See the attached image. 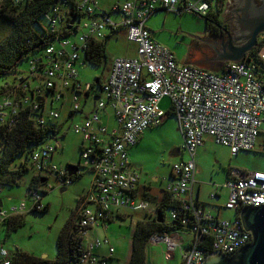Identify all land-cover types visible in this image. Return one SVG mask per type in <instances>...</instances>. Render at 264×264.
Masks as SVG:
<instances>
[{
    "label": "built area",
    "instance_id": "obj_1",
    "mask_svg": "<svg viewBox=\"0 0 264 264\" xmlns=\"http://www.w3.org/2000/svg\"><path fill=\"white\" fill-rule=\"evenodd\" d=\"M98 3V0H60L52 6V29H57L59 23L76 13L80 15L73 23L76 30L72 36L58 39L45 49L47 61L38 56L30 59L24 77H19L18 82L23 97L20 100L3 98L0 119L10 118L13 124L12 117L19 104L30 102V89L40 95L44 89L50 93L44 99L46 111L38 118L39 123L59 122L61 111L52 108L55 102L69 105L73 122L74 115L82 113L94 92L93 108L72 125L73 131L83 136L81 166L92 173L76 224L83 238L79 245L81 264H108L115 248L109 238L98 236V230L106 229L121 209L152 213L160 208L151 207L148 201L136 196L139 174L131 165L128 149L138 144L146 130L164 122L168 114L160 107V102L168 96L183 134V151L189 158L172 165L165 193L171 195L176 205L167 212L171 220L190 229L191 239L186 245L178 232L156 233L150 237L149 244H163L167 260L180 249L182 264H203L209 255L200 247L203 243L209 244L213 252L233 256L252 241L239 212L245 206L264 205V171L234 169L229 172L225 182L229 189L225 208L234 212L233 217L212 215L187 196L196 174L195 155L204 144L205 136L230 148L234 155L241 150H255L257 146L264 150V36L251 50L253 54H247L249 62L230 61L216 72L178 63L174 53L158 43L146 26V21L160 9L176 15H206L209 10L206 2L120 0L111 11L101 10ZM113 13L119 18H114ZM120 31L136 45L137 56L115 58L100 88L94 91L95 83H82L78 79V64L83 54L85 58L92 41L104 40L110 33ZM39 107L40 103L34 102L33 109ZM111 118L114 125H110ZM57 148L50 140L33 153V167L47 179L44 183L39 181L40 184L49 186L50 175H55L62 187L73 182L66 169L53 164ZM40 189L41 186L29 193L33 209L37 210L45 207ZM26 207L24 201L7 210L1 207L0 222L23 214ZM206 237L211 238L210 241ZM107 246V252L101 253L99 249ZM11 263V253L0 245V264Z\"/></svg>",
    "mask_w": 264,
    "mask_h": 264
},
{
    "label": "rangeland",
    "instance_id": "obj_2",
    "mask_svg": "<svg viewBox=\"0 0 264 264\" xmlns=\"http://www.w3.org/2000/svg\"><path fill=\"white\" fill-rule=\"evenodd\" d=\"M99 1L101 2L102 0H98V2ZM103 1L105 2L103 6L107 7L108 5L106 4H109L113 0ZM115 2H113V4ZM50 17L51 14H48L39 21L43 26L49 27L50 22L48 21ZM221 20L224 21L222 17ZM226 23V27H232L229 21H226ZM147 25L151 27L156 40L160 44L168 47L175 54L180 63L207 62L209 59L215 58V50L219 49L217 45H215L218 39H213L211 41L213 34L212 27L207 26L206 19L198 14L185 13L176 15L171 12L166 13L165 11H159L151 17ZM11 29V24L4 20L0 21V42L8 36ZM215 36L216 35H214V37ZM114 37L115 35H112L108 39V59L106 62L100 65L87 63L86 66H79L83 83L93 82L96 77H101L102 80L105 79L112 59L120 55L123 48L128 44L125 39L116 41ZM198 38L208 43L214 42L213 44L216 47L215 50L213 46ZM21 66H26L25 62L22 63ZM218 67V65H213L212 69L217 70ZM98 89L99 88L96 86L94 91ZM67 94H69V92H67ZM93 95L94 92L89 98L90 103L93 102ZM169 106H171V100L166 96L162 99L160 107L168 111L170 108ZM52 108H58L62 115L59 120L60 123H62L61 128L57 132V139L53 140L54 144L58 145L57 151L54 154L53 164L58 166L59 169H66L69 164L78 165L83 136L76 134L72 129V125L74 122L81 120V115L76 114L75 121L71 122L69 119L70 108L67 103L62 104L61 102H55ZM183 140V134L179 128L178 122L171 114L168 115L167 119H165L160 126L146 131L145 138L139 142L135 147L134 154L129 157L134 164L137 162L143 167L142 171L138 169L142 172V182H149L151 181V177L158 176L159 181L155 185L158 184V187H160L161 178L170 171L171 164L175 160L171 153L173 149L182 146ZM183 157L188 159L189 154L184 152ZM23 159L24 156L22 155L17 157L13 166L16 167L19 165ZM195 161L197 168L201 165L204 169L201 174L205 178L199 200L210 203V205L214 202L213 204L222 207H225L228 197L227 188L223 186L226 182V175L229 174V172L232 173L234 169L245 172L264 171V151H262L259 146H257L255 150H241L238 154L234 155L230 148L216 143L213 139L208 141L205 146L201 147L199 151L196 152ZM197 168V174H200ZM79 172L82 175L72 184L65 187L60 185L55 175L49 176L48 185L50 187L43 186L46 193L42 195V204L48 206V209L44 213L36 212L28 198L27 192L30 182L33 176L38 175L32 165H30V169L23 173L17 185H0V200L2 201L3 209L7 210L12 205H18L22 201L27 204L26 210L21 214L23 215V224L20 227L9 230L6 224L0 226V240L7 249H21L39 257L48 258L51 261L58 257L60 234L66 223L72 218L78 200L81 199L89 189L91 182V175L85 168H80ZM207 183H209V186H206ZM217 187L220 189L222 197L217 201H212L211 198L205 194H210L212 189L214 190ZM62 188H65V190L62 191ZM125 210L133 214V218L126 216L125 219H119L116 217L108 224L106 229L98 230V236L102 239L106 237L109 238L111 245L115 248V252L112 254V258L108 260V264H129L132 235L135 227L133 222L141 215L142 219L145 217L142 210H138V212ZM221 215L223 217H232L234 212L223 208V210H221ZM149 218L152 219L151 216H149ZM167 220L170 221L169 213H167ZM180 235L187 245L191 239V234L181 231ZM91 236L92 232L89 233V237ZM108 248V246L102 247L99 250L101 253H106ZM164 251L165 248L163 244L149 245L146 250L147 263L182 264L180 249L175 251V254L170 260L164 257Z\"/></svg>",
    "mask_w": 264,
    "mask_h": 264
},
{
    "label": "trees",
    "instance_id": "obj_3",
    "mask_svg": "<svg viewBox=\"0 0 264 264\" xmlns=\"http://www.w3.org/2000/svg\"><path fill=\"white\" fill-rule=\"evenodd\" d=\"M58 1L60 0H23L20 2H16L15 0H0V21L4 20L12 26L8 36L0 42V105L5 97L13 100H20L23 97V91L21 88H18V82L20 81L19 77H24L30 59L38 56L41 59L46 58L47 61L48 57L44 54L45 49L52 44H56L58 39L72 36L76 30V23L71 24L73 18L75 20L79 19L80 15L76 13H72L67 20L65 19L59 23L55 30L52 29L51 23L49 27H45L40 23L39 20L50 14L52 6ZM201 1L206 2L209 6L207 14L200 15L206 19L207 26L213 27L215 24H220L221 13L228 0ZM48 22H50V19ZM69 26L70 28H68ZM107 39L108 37L104 40L92 41L90 49L85 53L88 63L100 65L107 61ZM253 52L250 51L248 55L251 56ZM24 62L26 66H21ZM177 62L179 63L178 60ZM95 81L97 82L98 78ZM96 85L100 88V80ZM30 91L31 98L29 104H19L16 115L12 117L13 124H11L10 118L7 120L0 119V185L2 186L17 185L23 173L30 169V165L33 166V153L48 141L56 139L58 129L61 128V125L59 126L58 123L48 122L46 125H41L38 121V118L45 114L44 99L50 92L43 89L42 95H40L31 89ZM34 102L40 103L41 107L37 110L33 109ZM81 147L82 144L80 146V158ZM21 155L24 156V159L19 165L14 167L13 163L15 159ZM80 162L78 164L79 169L85 168L81 166ZM85 169L87 170V168ZM87 172L92 174L89 170ZM81 175L78 171L77 174L72 176L73 182ZM42 178L44 177L39 174L33 176L28 191L41 186L40 195L45 194L46 190L42 186H47V184L39 183ZM85 194L78 200L72 218L66 223L60 234L59 253L55 260L51 261L48 258L39 257L21 249L9 250L0 240V245L11 253V264H81L80 255L82 254V249H80L79 245L83 242V238L79 234L76 222ZM175 205L176 202L172 199L171 195L165 193V197L158 209V212L161 213L160 218L153 217L150 219L149 217H145V219L136 222L132 235L129 264H148L146 250L152 235L156 233L163 235L175 232L181 233V231L189 232L190 229L185 228L177 220H167L165 210ZM47 209L48 206L45 205L42 210H37L36 208L34 210L44 213ZM116 217L122 218L117 213L111 221ZM4 224L8 226L9 230L17 229L23 224V215L7 217L4 221L0 222V226ZM206 238L208 241L211 239L209 237ZM200 247L207 254L213 253L211 246L207 243L201 244Z\"/></svg>",
    "mask_w": 264,
    "mask_h": 264
},
{
    "label": "water",
    "instance_id": "obj_4",
    "mask_svg": "<svg viewBox=\"0 0 264 264\" xmlns=\"http://www.w3.org/2000/svg\"><path fill=\"white\" fill-rule=\"evenodd\" d=\"M231 13L234 14L231 24L235 26L236 35L231 36L228 32V39L221 43V49L215 50L216 44L198 39L213 46L216 51V57L212 59L214 61L249 62L247 54L257 45L258 36L264 33V0H228L221 17L224 21H229ZM74 22L73 18L71 24ZM66 171L68 176L72 177L78 173L79 166L69 164ZM46 180L43 178L40 181L44 183ZM29 193L30 191L27 192L28 195ZM239 217L244 229L251 233L252 241L241 247L233 256L224 255L220 251L213 252L203 264H264V205L242 207Z\"/></svg>",
    "mask_w": 264,
    "mask_h": 264
},
{
    "label": "crops",
    "instance_id": "obj_5",
    "mask_svg": "<svg viewBox=\"0 0 264 264\" xmlns=\"http://www.w3.org/2000/svg\"><path fill=\"white\" fill-rule=\"evenodd\" d=\"M116 1V2H115ZM120 0H113V1H111L109 4H106V5H108L107 7H105V6H103L104 4H105V2L102 0L101 2L99 1V3H98V6L100 7L101 5V7H103V8H101L102 10H105V11H111V8L117 3V2H119ZM104 2V3H103ZM113 2H115L114 4H113ZM101 4V5H100ZM106 8H109V9H106ZM159 11H164V10H162V9H160V10H158L157 12H155V13H158ZM166 12V11H165ZM155 13L152 15V16H154L155 15ZM167 13V12H166ZM113 15V17L114 18H119V15L118 14H112ZM151 16V17H152ZM151 17L146 21V26L151 30V32H152V34H153V37H154V39L156 40V38H155V35H154V32L152 31V29H151V27L150 26H148L147 25V22L151 19ZM110 33V32H109ZM112 35H115V40L116 41H119V40H121V39H125L126 41H127V46L125 47V48H123V51H122V53L120 54V55H118L117 57H115V58H118V57H123V58H133V57H136L137 56V47H136V45L134 44V43H132V42H129L128 40H127V38H126V35H125V32L124 31H120V32H118V33H110V36L108 37V39L112 36ZM107 39V40H108ZM157 41V40H156ZM158 42V41H157ZM107 43H108V41H107ZM159 43V42H158ZM107 47H108V44H107ZM107 47H106V50H107ZM115 58H113L112 59V62H113V60L115 59ZM107 59H108V55H107ZM212 62H214V60H212V59H209L207 62H197V63H191V62H189V63H181V64H191V65H195V66H198V67H202V68H206V69H209V70H212V71H216V72H218V71H221V69H222V67H223V65H219V67H218V69L217 70H213L212 69V66L213 65H211V63ZM87 61H86V58H84V54H83V56H82V61H81V63L80 64H78V79L83 83V81L81 80L82 79V77H81V73H80V70H79V66H86L87 65ZM180 63V62H179ZM112 64V63H111ZM213 64V63H212ZM110 67H111V65H110ZM110 67H109V69H110ZM108 72H109V70H108ZM108 75V74H107ZM107 77V76H106ZM105 77V78H106ZM96 78H98V81H97V83H96ZM95 78V80L93 81V83H95V85L96 84H98L99 83V80H100V84H101V82L102 81H104V79L102 80V78L101 77H96ZM97 86V85H96ZM165 98V97H164ZM162 101V100H161ZM94 103H95V99L93 98V102L92 103H90L89 102V99L87 100V102H86V107L84 108V110L82 111V113H79L81 116V120L84 118V117H86L88 114H89V111L91 110V108H93V106H94ZM161 103V102H160ZM168 105V104H167ZM170 108H169V110L168 111H166L165 109H163L164 111H166L167 112V114L168 115H173L174 117H175V115L173 114V111L171 110V106H169ZM87 109V110H86ZM70 110V109H69ZM112 113V112H111ZM73 114V113H72ZM113 114V113H112ZM168 115H167V117H168ZM62 116V115H61ZM75 116L76 115H74V118H73V121H75ZM167 117H166V119H167ZM69 119L71 120V122H72V115H70L69 114ZM175 119H176V117H175ZM165 121V120H164ZM58 124H59V126L62 124V123H60V121L58 122ZM110 125H114V120H113V118H111V120H110ZM179 125V124H178ZM152 128H150V130H151ZM149 130V129H148ZM147 131V130H146ZM146 131H145V133L142 135V137L140 138V140H139V142L143 139V138H145V135H146ZM205 140H204V142H205V144L208 142V141H211L212 139H211V137H209V136H205V138H204ZM139 142H138V144H139ZM137 144V145H138ZM183 144H184V140H183ZM183 144H182V146H180V147H177V148H175V149H173V151H172V153H171V155H172V157H173V159H175L174 161H173V163H175L176 161H178V160H182V159H185L183 156H184V152L185 151H183ZM205 144H203L201 147H203V146H205ZM137 145H135V146H132V147H130L129 149H128V156L130 157V156H132L133 154H134V151H135V147L137 146ZM201 147H199L198 148V150L197 151H199V149L201 148ZM54 158V157H53ZM130 159V158H129ZM169 161V160H168ZM130 162H131V165H132V167H133V169L135 170V171H137L138 172V174H139V184H138V188H137V191H136V196L138 197V199H144L145 201H148L149 202V204L150 205H152L151 207H155V208H159L160 206H161V202L163 201V199H164V197H165V187H166V185H167V183H168V181L171 179V171H172V165H173V163L171 164V167H170V171L166 174V175H164L162 178H161V181H160V187H158V184L157 185H155L158 181H159V177L158 176H153V177H151L150 179H151V181H149V182H146V181H143L142 182V169H143V167L139 164V163H133L132 162V160L130 159ZM196 162V161H195ZM169 164V163H168ZM196 168H197V164H196ZM141 170V171H139V170ZM199 169V173L200 174H197V171H196V174H195V178H194V182L192 183V185H191V190H190V192H189V194H188V196H187V198L188 199H191V200H194L196 203H198V204H200V205H202L204 208H205V210L208 212V213H210V214H212V215H215V216H221V217H223L222 215H221V210H223V208H225V207H222V206H220V205H215V204H213L214 202H212L211 203V205H210V203H205V202H203V201H200L199 200V196H200V193H201V191H202V184H204V181H205V178L203 177V175L201 174V172H203L204 171V169L202 168V166L200 165L199 166V168H197V170ZM159 171H161V170H159ZM91 175V174H90ZM228 175L229 174H227L226 175V180L228 179ZM165 183V184H164ZM163 184V185H162ZM209 183H207V185L206 186H209L208 185ZM224 188H227V187H225V185L223 186ZM227 192H228V197H229V189L227 188ZM212 194H214V196H212ZM206 196H209L210 198H211V200L212 201H217V200H219L221 197H222V193H221V191H220V189H218V187L217 188H215L214 190L212 189V191L210 192V194H205ZM204 195V196H205ZM228 197H227V199H228ZM226 202H227V200H226ZM2 206H3V204H2ZM226 209V208H225ZM229 210V209H228ZM130 211V210H129ZM166 211V218H167V209L165 210ZM135 212H138V211H135ZM121 216H122V218L121 219H125L126 218V216H129L130 218H133L132 216H134L133 214H131L130 212H126V210L125 209H121L120 210V213H119ZM143 215L145 216V217H149V216H151L152 218L154 217V218H160V216H161V213L160 212H158V210H154L152 213H145L144 211H143ZM144 217V218H145ZM225 217V216H224ZM233 217V216H232ZM143 218V219H144ZM131 220H133V219H131ZM139 220H142V215L140 216V217H138L137 219H136V221L135 222H133L134 223V225H135V223L137 222V221H139ZM165 220V219H164ZM134 232V231H133ZM150 245V244H149ZM152 246V245H151ZM164 248H165V246H164ZM175 254V253H174ZM182 254V253H181ZM170 260V259H169Z\"/></svg>",
    "mask_w": 264,
    "mask_h": 264
},
{
    "label": "flooded vegetation",
    "instance_id": "obj_6",
    "mask_svg": "<svg viewBox=\"0 0 264 264\" xmlns=\"http://www.w3.org/2000/svg\"><path fill=\"white\" fill-rule=\"evenodd\" d=\"M233 19H234V14H232L231 13V15H230V17H229V22L230 23H233ZM222 21V20H221ZM220 21V24L218 23L217 25L215 24L213 27H212V39H211V41L213 40V39H218L217 40V43H215L216 45H217V47L219 48V49H221V43H223L224 41L226 42L227 41V39H228V32H230L231 33V36L232 35H236V31H235V26L233 25L231 28L229 27H226L227 26V23H226V21H222L221 22ZM214 35H216L215 37H214ZM262 36H264V33H261L259 36H258V38H257V42H259V39L262 37ZM215 41V40H214ZM216 42V41H215ZM214 43V42H213ZM218 44H219V46H218ZM216 57V56H215ZM214 59V58H213ZM213 63V65H224V64H226V63H224V62H221V61H214V62H212ZM211 63V64H212Z\"/></svg>",
    "mask_w": 264,
    "mask_h": 264
}]
</instances>
